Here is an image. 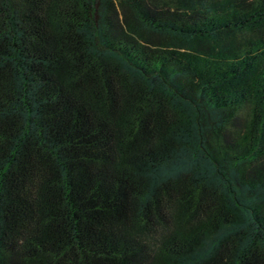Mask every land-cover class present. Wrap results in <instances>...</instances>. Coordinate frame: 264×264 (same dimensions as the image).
<instances>
[{"label":"trees","instance_id":"trees-1","mask_svg":"<svg viewBox=\"0 0 264 264\" xmlns=\"http://www.w3.org/2000/svg\"><path fill=\"white\" fill-rule=\"evenodd\" d=\"M0 264H264V0H0Z\"/></svg>","mask_w":264,"mask_h":264}]
</instances>
